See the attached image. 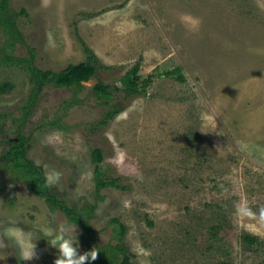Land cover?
Segmentation results:
<instances>
[{
    "label": "rangeland",
    "instance_id": "1",
    "mask_svg": "<svg viewBox=\"0 0 264 264\" xmlns=\"http://www.w3.org/2000/svg\"><path fill=\"white\" fill-rule=\"evenodd\" d=\"M9 2L16 12L26 9L18 26L40 68L84 60L76 26L109 67L82 82L77 103L64 111L74 88L44 86L22 128L27 157L45 176L61 173L51 186L58 197L77 208L94 206L95 242H117L110 220L119 217L132 264H264L258 215L264 208V0ZM3 39L0 31V47ZM25 52L16 45L14 54ZM136 62L139 76H152L146 95L111 90L110 103L124 109L98 125L107 107L93 86H120ZM174 67L184 81L156 76ZM3 82L12 88L0 93L2 130L13 137L31 86L22 68L0 64ZM59 116L62 128H38ZM97 147L105 175L118 181L96 196L91 150ZM60 224L76 229L68 236L85 252L79 227L49 209L0 159V264H54L58 250L44 231ZM244 234L258 240L250 244ZM32 243L38 258L19 259Z\"/></svg>",
    "mask_w": 264,
    "mask_h": 264
},
{
    "label": "trees",
    "instance_id": "2",
    "mask_svg": "<svg viewBox=\"0 0 264 264\" xmlns=\"http://www.w3.org/2000/svg\"><path fill=\"white\" fill-rule=\"evenodd\" d=\"M25 7H21L19 11H15L10 6L9 0H0V31L3 34V40L0 47V64L3 66H15L24 70L30 82V90L25 99V103L21 106V116L14 118L17 121V132L13 137H5V132L2 130L3 122L6 119L5 114L0 113V134H2L1 143L4 145L0 152L1 164L4 170L10 172L18 180L25 183L28 190L35 196L44 199L49 209H59L67 216V219L76 224L81 232V240L86 251L96 248L99 251L98 259L95 264H132L133 254L129 252L124 241L126 228L120 221L119 217L111 218L113 225V236L117 240L115 244L107 242L104 245H98L94 240V230L90 225V218L93 213L94 206L77 208L75 205H69L64 200L47 186L46 176L42 170L27 157L26 143L28 137L22 133V128L26 123L29 115L36 106L38 96L44 86L51 85L56 88H74V100L66 101L62 105L63 111L71 105L77 103L76 94L82 85V82L92 78L98 70L109 69L102 65L92 49L86 45L84 40L77 34L75 27V35L81 44L84 60L78 63H68L65 67L59 70L49 68H40L36 65V49L27 45L25 36L18 26V17L27 16ZM80 15L85 18H92L98 14L81 12ZM20 44L26 48L24 54H14L16 45ZM139 62H136L133 67L127 69L123 76L119 79L121 85L114 86L113 84H104L98 81L92 88V91L97 98H103V103L107 109L102 112L98 125H106L113 120L122 110L124 106L119 103H110L112 91L122 92L126 98L136 95H146V88L151 83L152 76L141 77L137 73ZM174 77L179 81H184V77L180 73V67H174L169 70H164L157 73L156 76ZM9 88H12L10 82L0 84V93H4ZM61 116L47 123L43 122L38 125V128L57 127ZM62 128V127H61ZM93 128H98L93 126ZM4 137V138H3ZM92 162L94 165L93 180L95 186V195H99V191L104 187L117 186V178H109L105 175L104 169L101 168L102 152L100 148L91 150ZM151 223V222H149ZM243 239L248 243H253L258 240L255 236L244 234Z\"/></svg>",
    "mask_w": 264,
    "mask_h": 264
},
{
    "label": "clouds",
    "instance_id": "3",
    "mask_svg": "<svg viewBox=\"0 0 264 264\" xmlns=\"http://www.w3.org/2000/svg\"><path fill=\"white\" fill-rule=\"evenodd\" d=\"M61 178V173L58 171H53L52 173L46 176L47 186H54L59 182ZM247 212L246 206H243ZM239 211V208H238ZM256 215V214H253ZM259 218L261 222H264V208L259 210ZM65 224H60L54 230L44 231V236L48 237L47 241L52 248L58 250V255L54 260V264H90L91 261L98 259L99 251L96 248H92L89 251L80 253L78 251L79 242L76 239H73L68 236V233L75 231ZM12 239H16L15 233L11 235ZM19 243V241H17ZM35 243L29 245L27 250H22V253L19 259L24 261H30L34 258H38V255L35 251ZM23 249V245H21Z\"/></svg>",
    "mask_w": 264,
    "mask_h": 264
}]
</instances>
